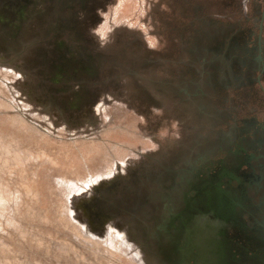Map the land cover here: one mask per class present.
I'll list each match as a JSON object with an SVG mask.
<instances>
[{"label": "rangeland", "instance_id": "1", "mask_svg": "<svg viewBox=\"0 0 264 264\" xmlns=\"http://www.w3.org/2000/svg\"><path fill=\"white\" fill-rule=\"evenodd\" d=\"M263 11L0 0V264H189L185 191L231 158L245 121L264 120V75L248 83L233 60Z\"/></svg>", "mask_w": 264, "mask_h": 264}, {"label": "flooded vegetation", "instance_id": "2", "mask_svg": "<svg viewBox=\"0 0 264 264\" xmlns=\"http://www.w3.org/2000/svg\"><path fill=\"white\" fill-rule=\"evenodd\" d=\"M261 22L256 43L251 40L253 31L239 33L246 79L253 78L254 71L264 75V13ZM243 124L244 137L228 150L231 158L214 159L213 166L204 167L192 191H185L180 201L183 210L188 208L185 213L193 216L181 223L182 230L195 226L199 234L197 241L179 248L184 257L205 247L208 258H218L220 264H264V122L251 119ZM202 261L189 264H211Z\"/></svg>", "mask_w": 264, "mask_h": 264}, {"label": "bare ground", "instance_id": "3", "mask_svg": "<svg viewBox=\"0 0 264 264\" xmlns=\"http://www.w3.org/2000/svg\"><path fill=\"white\" fill-rule=\"evenodd\" d=\"M80 200L79 199H73L72 200V205L73 206H75V207H78L79 208V202ZM80 222L83 224V227H85V229H87V231L89 232H93V234H96V235H105V233H107L106 232V226H102L101 228H99V227H97L94 223H93V221H92V219L91 218H88V217H86V218H82L81 220H80ZM79 229V228H78ZM21 231V230H20ZM111 231V230H110ZM90 234V233H89ZM88 234V235H89ZM117 235V234H116ZM73 236V235H72ZM89 237V236H88ZM76 238V237H75ZM92 238V237H91ZM95 238V237H94ZM73 239V238H72ZM71 239V240H72ZM76 239H78V238H76ZM93 239V238H92ZM102 239V238H101ZM104 239V238H103ZM91 241V240H90ZM112 241V240H111ZM120 241V240H119ZM79 242V241H78ZM93 242V241H92ZM118 242V241H117ZM100 243V242H99ZM102 243V242H101ZM82 244V243H81ZM107 244V243H106ZM71 245V244H70ZM114 245V244H113ZM117 245V244H116ZM119 245V244H118ZM117 245V246H118ZM61 246V245H60ZM68 246V245H67ZM85 246V245H84ZM55 247V246H54ZM57 247V246H56ZM63 247V246H62ZM121 247H122V245H121ZM62 249V248H61ZM96 249V248H95ZM94 249V250H95ZM98 249V248H97ZM96 249V250H97ZM106 249V248H105ZM122 249V248H121ZM125 249V248H124ZM53 250H55V249H53ZM74 250V249H73ZM100 250V249H99ZM57 251V250H56ZM82 251V250H81ZM102 251H103V249H102ZM110 251V250H109ZM128 251H129V249H128ZM64 252V251H63ZM76 252V250H74V252H72L73 254ZM84 252V251H83ZM56 253V252H55ZM67 253V252H66ZM69 253V252H68ZM82 253V252H81ZM122 253V252H121ZM2 254V253H1ZM61 254H62V251H61ZM70 254V253H69ZM80 254V253H79ZM116 254V253H115ZM118 254V253H117ZM60 255V254H59ZM63 255V254H62ZM71 255V254H70ZM90 255V254H89ZM93 255V254H92ZM91 255V256H92ZM121 255V254H120ZM66 256H68V255H66ZM74 256V255H73ZM88 256V255H87ZM98 257V256H97ZM121 257V256H120ZM61 258V257H60ZM69 258V257H68ZM67 258V259H68ZM77 258V256L75 257V259ZM92 258H93V256H92ZM107 257H105V259H106ZM109 258V257H108ZM118 258V257H117ZM134 258V257H133ZM81 259V258H80ZM84 259V258H83ZM109 259H111V258H109ZM132 259V258H131ZM136 259V258H135ZM49 260V259H48ZM78 260V259H77ZM92 260V259H91ZM101 260V259H100ZM103 260V259H102ZM108 260V259H107ZM106 260V261H107ZM134 260V259H133ZM12 262V261H11ZM60 262V261H59ZM114 262H116V260L114 261ZM7 263V262H6ZM10 263V262H9ZM77 263H78V261H77ZM84 263V262H83ZM94 263V262H93ZM97 263V262H96ZM109 263H111V261H109ZM112 263H113V261H112ZM8 264V263H7ZM27 264V263H26ZM56 264V263H55ZM88 264V263H87ZM95 264V263H94ZM102 264V263H101ZM132 264V263H131ZM137 264V263H136Z\"/></svg>", "mask_w": 264, "mask_h": 264}, {"label": "crops", "instance_id": "4", "mask_svg": "<svg viewBox=\"0 0 264 264\" xmlns=\"http://www.w3.org/2000/svg\"><path fill=\"white\" fill-rule=\"evenodd\" d=\"M262 13H264V11L262 12ZM262 22H260V25H259V28L261 29L262 28ZM259 29V30H260ZM263 29H264V24H263ZM245 35H246V33H249V34H251L252 33V30L251 29H249V30H247L246 32L244 31L243 32ZM237 50H239V53H241V47H237L236 48ZM245 59L246 58H244L243 56L241 57V56H238V57H234L233 58V60H235V63H237V64H241V65H245L246 64V61H245ZM244 76V78L246 79V76H245V74L243 75ZM260 80V77H255V76H253V78H248V79H246V81L248 82V83H251V81H256V82H258ZM255 120V119H254ZM256 122H257V120H255ZM260 123L261 122H264V120L263 121H259Z\"/></svg>", "mask_w": 264, "mask_h": 264}, {"label": "water", "instance_id": "5", "mask_svg": "<svg viewBox=\"0 0 264 264\" xmlns=\"http://www.w3.org/2000/svg\"><path fill=\"white\" fill-rule=\"evenodd\" d=\"M223 205H222V202L220 203V206L218 208V211L222 212L221 209H222ZM201 255L198 256V254H194L193 257H190L189 259L190 260H193L194 263H197V260L199 259L200 261H202V263H206L207 261L210 262L211 264H220V259L218 258H213L212 256H207V254L203 255L202 252L200 253ZM183 256V255H182ZM184 257V256H183ZM184 258H188V257H184Z\"/></svg>", "mask_w": 264, "mask_h": 264}]
</instances>
